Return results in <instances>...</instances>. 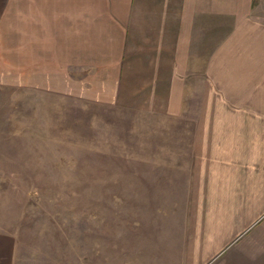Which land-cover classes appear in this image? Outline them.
Here are the masks:
<instances>
[{"label":"crops","instance_id":"crops-1","mask_svg":"<svg viewBox=\"0 0 264 264\" xmlns=\"http://www.w3.org/2000/svg\"><path fill=\"white\" fill-rule=\"evenodd\" d=\"M3 74L72 97L84 82L85 97L113 99L185 98L200 82L197 105L168 128V193L180 196L163 260L146 263L264 259V0H0ZM16 248L0 229V264H15Z\"/></svg>","mask_w":264,"mask_h":264},{"label":"rangeland","instance_id":"rangeland-1","mask_svg":"<svg viewBox=\"0 0 264 264\" xmlns=\"http://www.w3.org/2000/svg\"><path fill=\"white\" fill-rule=\"evenodd\" d=\"M4 79L0 229L17 239L15 264L163 260L168 202L180 196L168 193V128L181 106L197 105L200 82L185 98L126 89L113 99L104 90L85 97L84 82L72 97ZM249 258L237 264H264Z\"/></svg>","mask_w":264,"mask_h":264}]
</instances>
